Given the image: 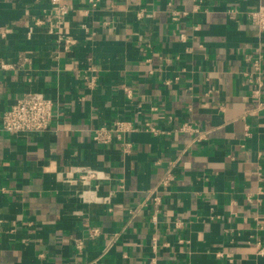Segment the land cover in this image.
<instances>
[{
  "label": "crops",
  "instance_id": "crops-1",
  "mask_svg": "<svg viewBox=\"0 0 264 264\" xmlns=\"http://www.w3.org/2000/svg\"><path fill=\"white\" fill-rule=\"evenodd\" d=\"M68 1L76 9L67 29L80 40L72 55L45 27L27 36L48 0H0V30H9L0 62L17 66L0 68V184L8 188L0 197V264H147L154 255L159 264H264V115L253 112L254 85L244 75L245 54L264 51L247 12L264 0H203L197 11L196 0ZM173 10L188 15L174 21ZM90 63L100 76L95 88L81 77ZM29 91L56 101L50 129L4 132V111ZM118 118L165 132L128 133L129 153L117 141L96 143L95 128ZM187 121L208 137L192 142L177 130ZM175 160L176 179L156 211L150 192ZM82 165L107 172L102 190H116L112 210L81 202V185L66 181ZM91 227L101 235L88 237ZM75 238L85 239L82 252Z\"/></svg>",
  "mask_w": 264,
  "mask_h": 264
},
{
  "label": "built area",
  "instance_id": "built-area-1",
  "mask_svg": "<svg viewBox=\"0 0 264 264\" xmlns=\"http://www.w3.org/2000/svg\"><path fill=\"white\" fill-rule=\"evenodd\" d=\"M100 0H88V4L91 7L97 6ZM203 0H196L194 10H198L202 5ZM76 9L75 3H71L68 0H48L47 4L42 8L41 13L32 16V24L28 25L27 36L31 37L34 29L38 26L45 27L48 34L54 37L56 44L67 55H72L80 45V40L74 34L70 33L67 29V22L69 16ZM233 10L231 9L230 12ZM83 16L89 14V9L82 10ZM31 12H26V15H32ZM144 10H140L137 13L138 18L144 17ZM188 12L173 10L171 12V18L174 21L180 20L187 16ZM247 16L261 36L264 37V5H260L254 10H249ZM80 27L88 31L89 26L86 22H82ZM194 31L201 29L200 22H195L193 25ZM8 29L0 30V48L4 38H6ZM90 38V37H88ZM140 39H143L141 36ZM181 41H187L188 37L182 34ZM25 60H27L25 58ZM244 60L250 64L251 69L245 70L244 75L247 81L253 84L251 89V96L257 100V106L253 112H260L264 115V99L262 98V92L264 91V51L261 49L257 54H245ZM1 70L16 69L15 64H11L5 61L0 62ZM81 77L84 80V84L89 88H95L99 86L100 76L96 65L90 63L81 72ZM169 83V82H168ZM123 89L129 99H133V91L130 87L124 85ZM141 112V111H140ZM138 112V113H140ZM56 117V101L39 91H29L18 96L14 102L4 111L1 118V129L12 135H31L45 132L50 129L54 119ZM145 129L152 132L155 135L164 133L165 130L153 125L151 122H145L143 126L135 124L128 119H115L111 123H102L95 128L93 133V140L100 145H108L115 141L120 142L123 146L125 153H129L132 150V144L126 140V135L130 132L138 129ZM177 130L189 133L193 136L192 142H200L208 137V132L202 130L196 126L193 122L187 121ZM246 134H250L248 131ZM178 160L171 163V166L166 171L157 187L151 190L148 198L149 202L153 203L156 211L160 209L163 202V195L161 192L166 190L176 179L175 169L177 168ZM73 174L66 177V181L72 184L81 185V191L77 197L79 200L86 204H103L108 210L113 209V202L116 197V190H109L107 192L102 190V183L108 180L110 177L104 170L95 168L88 165L73 166ZM8 191L6 186L0 184V197ZM137 211V208H130L128 214L130 219L133 218ZM157 219V216H154ZM102 230L100 227L89 228L90 238H97L101 235ZM119 238V233L114 234L103 254L115 245ZM75 246L79 252H82L85 248V239L75 238ZM153 248L157 250V243L154 240ZM260 252L263 253L262 250ZM147 264H159L156 255L150 257L147 260Z\"/></svg>",
  "mask_w": 264,
  "mask_h": 264
}]
</instances>
